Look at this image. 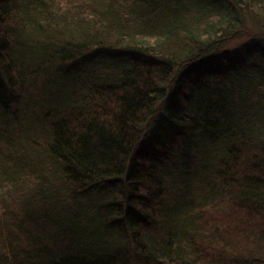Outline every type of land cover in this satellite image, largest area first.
I'll use <instances>...</instances> for the list:
<instances>
[{
    "label": "trees",
    "instance_id": "1",
    "mask_svg": "<svg viewBox=\"0 0 264 264\" xmlns=\"http://www.w3.org/2000/svg\"><path fill=\"white\" fill-rule=\"evenodd\" d=\"M7 119L0 264H264V0H0Z\"/></svg>",
    "mask_w": 264,
    "mask_h": 264
},
{
    "label": "rangeland",
    "instance_id": "2",
    "mask_svg": "<svg viewBox=\"0 0 264 264\" xmlns=\"http://www.w3.org/2000/svg\"><path fill=\"white\" fill-rule=\"evenodd\" d=\"M256 27L260 28L258 24ZM227 48L230 52L238 51L239 43H231ZM33 79L34 78H29L27 73L21 76L22 84L25 86H27V84L29 86L30 81ZM12 110V108L9 109V113L7 114L9 118L13 114ZM19 124H15L10 119L0 121V130L2 129L4 132V134L2 131L0 133V169L11 167L10 165L12 162L9 156L14 152V147L12 148L11 144H21L18 139V136L21 135V132L18 130ZM25 189V185H16L12 183L6 176V173L0 170V225L4 227L5 233L8 235L19 234V232H16L15 222L22 219L21 217L25 214L22 212L27 199V191ZM12 249V247L9 248L10 255H12ZM21 260L22 255H17L16 259L12 258L11 262L12 264H22L20 263Z\"/></svg>",
    "mask_w": 264,
    "mask_h": 264
}]
</instances>
